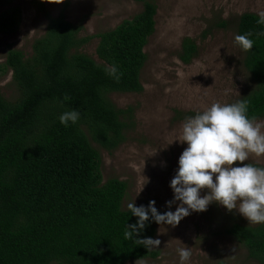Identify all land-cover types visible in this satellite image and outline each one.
<instances>
[{
	"label": "trees",
	"instance_id": "trees-1",
	"mask_svg": "<svg viewBox=\"0 0 264 264\" xmlns=\"http://www.w3.org/2000/svg\"><path fill=\"white\" fill-rule=\"evenodd\" d=\"M133 1L142 8L131 19L85 36L64 11L53 17L38 2L47 25L31 55L7 49L0 78L11 71L18 96L9 100L0 92V264H127L159 255L124 237L137 219L122 208L127 183L103 181L101 172L99 148H118L133 127L134 108L116 107L109 95L143 90L144 48L155 31L154 0ZM11 4L0 0L7 7L0 34L20 24V10ZM258 18L244 12L237 23V35L251 33L254 46L242 49L253 86L236 101L247 100L248 116L256 120L264 118V25ZM94 38L95 57L81 51ZM196 52L195 42L183 38L179 60L189 63ZM112 64L122 73L118 81L104 71ZM69 109L79 110L80 119L65 127L58 117ZM156 224L148 222L138 238L154 239ZM225 233L264 263V224L233 222Z\"/></svg>",
	"mask_w": 264,
	"mask_h": 264
},
{
	"label": "rangeland",
	"instance_id": "rangeland-1",
	"mask_svg": "<svg viewBox=\"0 0 264 264\" xmlns=\"http://www.w3.org/2000/svg\"><path fill=\"white\" fill-rule=\"evenodd\" d=\"M38 2L53 17L64 11L68 22L81 25L83 36L113 29L142 8L133 0H11L8 8L20 10V24L15 32L0 34V64L9 47L21 50L26 57L31 55L34 40L43 35L47 25ZM154 2L156 24L144 48L147 60L140 77L143 90L109 95L116 107L134 108L133 127L118 148H99V152L103 181L118 178L127 183L123 209L131 202L147 206L149 201H155L158 212L164 213L175 211L179 204L177 201L169 208L167 202L173 200L170 181L187 146L173 141L187 118L185 113L196 114L214 102L233 103L253 86L243 66V50L234 37L240 14L264 12V0ZM6 8L0 5V12ZM185 37L197 46L189 63L178 58ZM97 43L94 38L81 51L95 57ZM0 92L9 100L18 96L11 71L0 78ZM244 163L264 167V156L251 155ZM206 192L207 189L202 190L201 195ZM233 222L256 225L238 211L230 212L216 202L203 212H190L175 227L156 224L154 239L160 244L151 248L159 255L127 264H181L178 249L185 247L191 252L185 264H264L250 259L246 249L225 233Z\"/></svg>",
	"mask_w": 264,
	"mask_h": 264
},
{
	"label": "clouds",
	"instance_id": "clouds-1",
	"mask_svg": "<svg viewBox=\"0 0 264 264\" xmlns=\"http://www.w3.org/2000/svg\"><path fill=\"white\" fill-rule=\"evenodd\" d=\"M257 23L264 25V12L259 14ZM251 35L238 34L234 41L243 50H251ZM104 71L117 81L122 75L115 64L105 66ZM58 119L67 127L80 119V112L69 109ZM173 141L187 145L169 185L173 200L167 202L168 207L177 201L179 204L175 211L160 213L155 201H149L147 206L128 203V211L137 219L135 224L126 225V239L135 238L146 249L158 247V239L138 238L148 222L175 227L190 212H203L213 202L230 212L238 211L249 223L264 224V167L244 163L251 155L264 156V121L248 116L247 100L212 103L187 117ZM204 189L207 192L201 195ZM178 255L181 264H185L191 256L190 248L178 249Z\"/></svg>",
	"mask_w": 264,
	"mask_h": 264
}]
</instances>
